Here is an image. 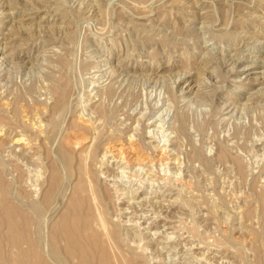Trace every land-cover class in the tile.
<instances>
[{
	"label": "rangeland",
	"instance_id": "1",
	"mask_svg": "<svg viewBox=\"0 0 264 264\" xmlns=\"http://www.w3.org/2000/svg\"><path fill=\"white\" fill-rule=\"evenodd\" d=\"M0 127V264H264V0H0Z\"/></svg>",
	"mask_w": 264,
	"mask_h": 264
},
{
	"label": "bare ground",
	"instance_id": "2",
	"mask_svg": "<svg viewBox=\"0 0 264 264\" xmlns=\"http://www.w3.org/2000/svg\"><path fill=\"white\" fill-rule=\"evenodd\" d=\"M7 12H8V11H7ZM252 66H253V65H252ZM186 88H187V87H184V88H183V91H184ZM181 90H182V89H181ZM186 90L189 91L188 89H186ZM190 90H191V88H190ZM183 91H182V93H183ZM187 91H185V92H187ZM58 94H59V93H58ZM61 100H62V99H61ZM59 101H60V100H59ZM57 102H58V101H56V104H57ZM59 103H60V102H59ZM52 106H53V105H52ZM29 115H30V114H29ZM37 115H38V114H37ZM28 119H29V118H28ZM28 119H27V120H28ZM31 119H32V118H31ZM33 120H34V119H33ZM24 121H25V120H24ZM28 121H30V120H28ZM28 121H27V122H28ZM38 122H39V121H38ZM38 122H37L36 119H35V121H30V122H28L29 128H32V129L34 128L33 131L36 130L35 128L40 129V127H42V126L40 125V127L38 128V126H39V124H40V123H38ZM91 122H92V121H91ZM93 124H94V123H93ZM0 128H1V127H0ZM37 131H38V130H37ZM37 131H36V132H37ZM33 134H34V133H33ZM39 134H41V133H39ZM170 135H171V134H170ZM127 136H128V135H127ZM69 137H70V136H69ZM130 138H131V137H130ZM130 140H131V139H130ZM29 141H30V140L26 141V139H24V138H23V135L20 134V133H18V136H16V138H14V142H15V143H20L21 145H24V146H22V147H24V149L27 148V147H25V146H30V147L32 146V144H30ZM21 145H20V146H21ZM108 145H109V144H108ZM27 149H29V147H28ZM25 151H26V150H25ZM27 151H28V150H27ZM31 151H32V150H31ZM162 152H163V151H162ZM117 153H118V152H117ZM120 155H121V154H120ZM121 156H122V155H121ZM102 163H103V162H102ZM102 163H101V164H102ZM99 166H100V165H99ZM166 167H167V166H166ZM101 170H102V169H101ZM101 170H100V171H101ZM107 171H108V170H107ZM105 172H106V171H105ZM105 172H104V173H105ZM101 173H103V172H101ZM101 175H102V174H101ZM113 176H114V175H113ZM131 179H132V178H131ZM121 181H122V180H121ZM34 189H35V188H34ZM48 190H49V189H48ZM48 190H47V191H48ZM49 191H50V190H49ZM136 191H137V190H136ZM133 192H135V191H133ZM133 192H131V193H133ZM137 192H138V191H137ZM140 192H141V191H140ZM49 193H50V192H49ZM142 193H143V192H142ZM21 196H22V195H21ZM33 196H34V195H33ZM157 196H158V195H157ZM74 197L76 198L77 195L75 194ZM136 197H137V196H136ZM163 197H164V196H163ZM79 201H80V200H79ZM138 201H139V200H138ZM160 202H161V201H160ZM73 204H74V203H73ZM133 204H134V203H133ZM163 204H164V203H163ZM95 205H96V204H95ZM8 206H9V208L7 207V209H10V210H9V212H8V211H7V212H8L9 214H11L12 217H13V215L16 216V214H15L16 212H15V210L13 209V207H11L10 205H8ZM78 206H79V204H78ZM78 206H77V207H78ZM10 207H11L12 209H11ZM140 207H141V206H140ZM73 209H75V207H74ZM76 209H77V208H76ZM99 209H100V208H99ZM100 210H101V209H100ZM97 211H98V210H97ZM69 212H70V211H68L67 214H69ZM71 213H72V212H71ZM71 213H70V214H71ZM70 214H69V215H70ZM77 214H79V213H77ZM101 214H102V213H101ZM11 215H8V216H11ZM65 215H66V214H65ZM65 215H64V216H65ZM104 215H105V214H104ZM141 215H142V214H141ZM64 216H63L62 220H64V218H65ZM66 216H67V215H66ZM76 216H77V215H76ZM70 217L72 218L71 215H70ZM70 217H69V219H70ZM13 218H14V217H13ZM66 218H67V217H66ZM66 218H65V219H66ZM96 218H97V217H96ZM130 219H131V218H130ZM62 220H61V221H62ZM117 220H118V219H117ZM11 221H12V219H11ZM59 221H60V220H59ZM127 221H128V220H127ZM62 222H63V223L60 224V227H58L59 229L57 230V233H56V236H57V237H56V238H58V239H59V238H63L64 241H66L65 239H68V240L71 242V249H72V250H75V249L77 250V249L79 248V246H80V245H79L80 242H79V243H76V244H78V246L75 244L76 237H73V238H75V239H73V238L70 237V234H69L70 231H68L69 228H68V229L66 228V226H67V222H66V221H65V222L62 221ZM97 222H98V223H101V222L103 223V220H102V221L100 220V221H97ZM91 223H92V222H91ZM102 223H101V224H102ZM106 223H107V222H106ZM13 224H15V223L13 222ZM65 224H66V226H65ZM70 224H71V223H70ZM96 224H97V223H96ZM101 224H100V225H101ZM74 225H75V224H74ZM85 226H86V227H85ZM85 226H84V228H85V229H88V230H86V231L84 230V233H85V232H87V233L84 234V236H83V235L81 234L82 232H80L79 234L82 235V238H80L81 235L79 236V238H80L81 241H83L82 239H86V241L90 239V240H89V243H92V245H93L94 242H90V241H92V238H91L90 235H91V234L93 235V232L95 231V229L93 230V228H92L93 226H91L90 224L85 225ZM98 226H99V225H98ZM101 226H102V227H101ZM101 226H99V227H101V228H97V225L95 226V224H94V227H96V229H97L96 232L101 233V231H104L105 226H103V225H101ZM67 227H68V226H67ZM76 227H77V225H76ZM73 228H74V227H73ZM84 228H83V229H84ZM164 228H165V227H164ZM81 229H82V227H81ZM81 229H79V230H81ZM72 230H73V229H72ZM75 230H76V228H75ZM81 231H82V230H81ZM108 231H109V230H108ZM55 232H56V231H55ZM68 232H69V233H68ZM76 232H79V231L76 230ZM96 232H94V233H96ZM106 232H107V229H106ZM51 233H52V232H51ZM107 233H109V232H107ZM163 233H164V232H163ZM71 234H72V233H71ZM104 234H105V233H104ZM104 234H102L101 236H103ZM109 234H110V233H109ZM109 236H111V235H109ZM77 237H78V236H77ZM105 237H106V234H105ZM107 237H108V236H107ZM96 238H97V237H96ZM100 238H101V237H100ZM102 238H103V237H102ZM109 238H110V237H109ZM169 238H170V237H169ZM77 239H78V238H77ZM93 239H94V238H93ZM29 240H30V239H29ZM59 240H60V239H59ZM94 240H95V239H94ZM102 240H103V241H106L107 239H106V240L102 239ZM108 240H109V239H108ZM69 241H68V242H69ZM78 241H79V240H78ZM110 241L113 242L112 238L110 239ZM110 241H108L109 244L111 243ZM108 242H107V243H108ZM83 243H84V242H83ZM89 243H88V241H87L86 244H88L87 246H89V248H90L91 245H89ZM81 244H82V243H81ZM105 244H106V243H105ZM111 244H113V243H111ZM82 245H84V244H82ZM115 245H116V244H115ZM76 246H77L78 248H77ZM87 246L85 245V247H87ZM93 246H94V245H93ZM93 246H92L91 248H93ZM95 246H96V244H95ZM106 246H107V245H106ZM82 247H83V246H82ZM112 247H113V246H112ZM112 247H111V248H112ZM115 247H116V246H115ZM67 248H69V246H68ZM107 248H108V249H107ZM109 248H110V246L106 247V249L109 250V253H110V252H111V251H110L111 249H109ZM190 248H191V247H190ZM80 249H81V248H80ZM80 249H78V250H80ZM106 249H104V248H103V249H98V251H97V256H96V254H95L96 257L94 256L95 259H94L93 257H91L90 253H87L88 256H90V257L92 258V259H91L92 263H91V261H89V259H88L87 257H85V258H87V259H88V262H90L91 264H94V263H95V264H96V263H97V264H106V263L104 262V261L107 262L106 258H107V256H108V255H107L108 252H107ZM113 249H117V250L119 251L118 248H112V250H113ZM76 250H75V251H76ZM78 250H77V251H78ZM85 250H87V249H85ZM85 250H84V251H85ZM82 251H83V250L81 249V251H79V253L82 254ZM84 251H83V252H84ZM113 251H114V250H113ZM118 251H117V252H118ZM87 252H88V251H87ZM117 252H116V254H118ZM76 253H77V252H76ZM79 253H78V254H79ZM98 253H99V254H98ZM84 254H85V253H84ZM91 254H92V253H91ZM68 255H69V254H68ZM109 255H110V254H109ZM111 255H112V254H111ZM78 256H80V255H78ZM84 256H85V255H84ZM113 256H115L114 253H113ZM113 256H112V257H113ZM116 256H117V255H116ZM116 256L114 257L115 259H117ZM118 256H119V255H118ZM72 257H73V256H72ZM81 257H82V256H81ZM90 257H89V258H90ZM109 257L111 258V256H108V259H109ZM122 257H123V256H122ZM122 257H120V259H121ZM137 257H138V256H137ZM73 258H74V257H73ZM114 258L112 259V261H116V260H114ZM123 258H124V257H123ZM123 258H122V259H123ZM132 258H133V257H132ZM77 259H78V258H77ZM82 260H83V258H82ZM83 261H84V260H83ZM85 261H87V260H85ZM85 261H84V264H86ZM81 262H82V261H81ZM110 262H111V260H110ZM90 263H89V264H90ZM122 263H123V260H122ZM75 264H76V263H75ZM77 264H79V263H77ZM80 264H81V263H80ZM82 264H83V263H82ZM110 264H112V262H111ZM113 264H115V263L113 262ZM123 264H124V263H123Z\"/></svg>",
	"mask_w": 264,
	"mask_h": 264
}]
</instances>
